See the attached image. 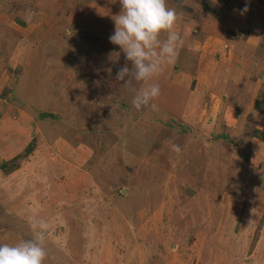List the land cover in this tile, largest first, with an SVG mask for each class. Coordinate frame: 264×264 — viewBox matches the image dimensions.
I'll return each mask as SVG.
<instances>
[{
  "label": "rangeland",
  "instance_id": "rangeland-1",
  "mask_svg": "<svg viewBox=\"0 0 264 264\" xmlns=\"http://www.w3.org/2000/svg\"><path fill=\"white\" fill-rule=\"evenodd\" d=\"M218 1L167 3L184 59L159 77L161 90L199 88V114L214 119L238 62L218 52L259 39L264 62V0ZM120 11L119 0H0V244L43 221L44 264H264V142L195 134L185 118L197 108L180 115L166 93L137 110L142 84L116 80L129 62L109 41Z\"/></svg>",
  "mask_w": 264,
  "mask_h": 264
},
{
  "label": "clouds",
  "instance_id": "clouds-1",
  "mask_svg": "<svg viewBox=\"0 0 264 264\" xmlns=\"http://www.w3.org/2000/svg\"><path fill=\"white\" fill-rule=\"evenodd\" d=\"M115 3V0H112ZM121 11L111 16L114 32L109 36L119 46L127 62L118 69L116 80L125 85L134 77L142 87L134 90L132 105L140 110L151 107L161 95L158 79L168 66L174 65L184 47V37L177 31L178 16L167 0H119ZM248 11V4L241 14ZM130 64V66H129ZM179 151L178 147L176 148ZM33 237L16 244H0V264H44L47 257V224L31 221Z\"/></svg>",
  "mask_w": 264,
  "mask_h": 264
},
{
  "label": "crops",
  "instance_id": "crops-1",
  "mask_svg": "<svg viewBox=\"0 0 264 264\" xmlns=\"http://www.w3.org/2000/svg\"><path fill=\"white\" fill-rule=\"evenodd\" d=\"M212 4L214 3H219L218 0H211ZM173 3L170 5H177V2L174 0H167V3ZM215 5V4H214ZM241 9L239 8L238 11L235 12V14L233 13V16L235 18H231L230 21H233V25L235 26V24L237 22L236 19L238 18H242V14H241ZM207 26V25H206ZM204 28V27H203ZM257 32V30L255 31ZM226 33V32H225ZM219 39H223L226 38L227 42L228 40H232L228 37H230L231 35L229 33L224 34V32H221L220 35H217ZM234 37V36H233ZM235 40H241L238 39L236 37H234ZM259 41V39H258ZM257 41V42H258ZM253 43L251 44V42L248 40L247 45L241 46L240 42H238L237 44H232L228 42V45L226 44L227 49H223V51L218 52L221 56L220 59H222V53L223 56L225 57V55L227 54H231L230 59H233V61H238L235 65L236 68H232V63H230V68L231 70L228 71L226 74L227 75H231V77L224 79L225 80V84L222 87V89H220L221 91V95L224 96L225 95V106L226 109L223 108V110L221 111V113L219 114V118H211V117H207L206 115H208V113L211 111L212 108H207L204 109L202 113V115H200V109L201 105H199L198 100H201V96H202V91L199 88H195V90L190 91L189 92V86L188 83L187 85H183L184 88H186L187 93H183V87L180 85H176L177 89H173L174 86H172V83L168 82V88L167 87H163L161 90V95L164 96V94L166 93L168 96V100L173 101L172 105H175L178 107V105H180L181 103V109L179 114L181 115V113L186 110V107H188V110L191 107H196L197 109L195 110L196 112V116L199 115L200 119H197L195 117L189 116V113L187 114V117L185 118L186 120V126H188L190 129L195 130V134H205L206 136H210L211 134L213 137H217L219 134H225L228 135L231 138V142L232 139L235 137H233L232 131H234V133L236 131H238L239 129H241L244 132H248L249 130H251V133L255 130V129H262V127H264V120L262 122H260L262 125L259 126L258 120L260 117H263L264 115V96L263 98H261V96L259 97V95L261 94V90L262 93H264V75H260L262 69H264V62L260 61V57L258 56V44ZM250 43V44H249ZM240 48L241 50H239L238 48ZM224 51H227V53L225 54ZM218 55V54H217ZM184 56V51L182 52V50L179 53V57L177 59L176 62H180L182 60ZM248 56V58H247ZM200 57V56H199ZM195 58L194 60L196 61L197 65L199 63H201V58ZM184 59V58H183ZM196 65V66H197ZM190 66L193 68H195L196 71V66L191 63ZM204 68H208L209 66H207V64H205V66H203ZM203 68V69H204ZM205 73H203L202 78L205 77ZM186 77V76H185ZM225 78V76H224ZM160 78L154 80L153 82H160L161 80H159ZM188 80L190 81V77L188 76V78L186 77V81L188 82ZM223 80V81H224ZM231 85H235L236 89L234 90V88H231ZM188 86V87H187ZM183 88V89H182ZM190 88H192V86H190ZM231 90H233L231 92ZM190 95V93H192ZM189 93V94H188ZM180 94L179 98H182L181 100H178L177 97ZM259 101V104L262 107V110H257L256 109V101ZM181 101V102H179ZM258 103V102H257ZM219 104V101L217 100V102H215V105ZM219 105L215 106L216 108ZM214 109V108H213ZM235 109L234 113H236V115L234 116V118H231L232 112L231 110ZM187 110V112H189ZM206 110V111H205ZM192 111V110H191ZM207 112V113H206ZM238 113V114H237ZM230 118V119H229ZM206 119H208L206 121ZM220 120V122H219ZM260 121V120H259ZM246 125L245 128H249L250 129H245L243 128ZM211 130V131H210ZM214 130L219 131L218 133L215 132ZM205 131H210L209 133H205ZM215 133V134H214ZM230 133V134H229ZM250 133V134H251ZM184 136H186V134H184ZM218 139V138H217ZM220 142V145L222 146L224 142H222V140H224L225 142H228L230 139H218ZM261 142H264V140L258 139ZM204 143L207 142L206 140H203ZM13 149V148H10ZM15 152V150L13 149V153Z\"/></svg>",
  "mask_w": 264,
  "mask_h": 264
},
{
  "label": "trees",
  "instance_id": "trees-1",
  "mask_svg": "<svg viewBox=\"0 0 264 264\" xmlns=\"http://www.w3.org/2000/svg\"><path fill=\"white\" fill-rule=\"evenodd\" d=\"M174 1L181 3L183 0H174ZM205 9H206V11L211 12V9H210V8H209V9H208V8H205ZM256 103H257V102H256ZM256 109H257V110H260V111L262 110V107H261V105L259 104V102L256 104ZM42 116H46L45 113L42 114ZM182 132H183V128H182ZM254 135H255L256 137H258L259 139L264 140V127H263L262 129H255V130H254ZM216 138H218V139H222V138L227 139V138H228V139L231 140V138H230L228 135H225V134H219ZM33 150H34V143H33V142H30V143L28 144V146L26 147L25 152H24L23 155L28 156ZM19 157H20V154L17 155L16 157L11 158L10 161H12V163H13V162H15ZM6 163H7V162H6ZM6 163H5V164H6ZM4 166H6V165H4Z\"/></svg>",
  "mask_w": 264,
  "mask_h": 264
}]
</instances>
